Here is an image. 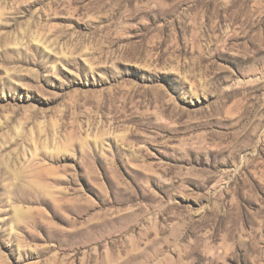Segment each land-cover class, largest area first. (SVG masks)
Returning a JSON list of instances; mask_svg holds the SVG:
<instances>
[{"label": "rangeland", "instance_id": "1", "mask_svg": "<svg viewBox=\"0 0 264 264\" xmlns=\"http://www.w3.org/2000/svg\"><path fill=\"white\" fill-rule=\"evenodd\" d=\"M0 264H264V0H0Z\"/></svg>", "mask_w": 264, "mask_h": 264}]
</instances>
